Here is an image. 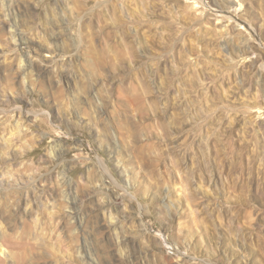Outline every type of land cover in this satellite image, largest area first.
<instances>
[{"label": "rangeland", "instance_id": "1", "mask_svg": "<svg viewBox=\"0 0 264 264\" xmlns=\"http://www.w3.org/2000/svg\"><path fill=\"white\" fill-rule=\"evenodd\" d=\"M190 1L0 0V264H264V0Z\"/></svg>", "mask_w": 264, "mask_h": 264}, {"label": "bare ground", "instance_id": "2", "mask_svg": "<svg viewBox=\"0 0 264 264\" xmlns=\"http://www.w3.org/2000/svg\"><path fill=\"white\" fill-rule=\"evenodd\" d=\"M238 1V0H237ZM191 2V1H190ZM196 3V0H193L192 2H191V6H193L194 7V4ZM232 3H236V2H234V0H219L218 1V4L217 5H215V6H217L216 8H224V9H227V11H228V9L230 10V5L232 4ZM238 22V21H237ZM227 41V40H226ZM47 52L49 53L50 52V50H47ZM50 54V55H49ZM48 55H49V57L51 56V53H49ZM47 56V55H46ZM258 112V111H257ZM263 120V121H262ZM261 121L262 122H259V125H262V126H264V119H262Z\"/></svg>", "mask_w": 264, "mask_h": 264}]
</instances>
